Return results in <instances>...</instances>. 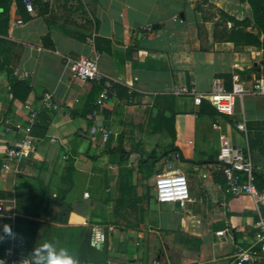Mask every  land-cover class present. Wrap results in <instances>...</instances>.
Instances as JSON below:
<instances>
[{"label": "crops", "instance_id": "0c3cea01", "mask_svg": "<svg viewBox=\"0 0 264 264\" xmlns=\"http://www.w3.org/2000/svg\"><path fill=\"white\" fill-rule=\"evenodd\" d=\"M222 1L33 0L25 23L12 5L1 63L29 91L13 96L6 75L0 73V235L5 224L16 233L15 239L0 241L4 264L6 252L27 260L45 241L69 249L80 264H229L236 247L253 243L262 208L247 196L225 192L215 157L219 134L250 155L247 128L264 122V96L236 100L231 115L215 110L218 114L210 116L200 113L189 97L172 95L181 86L206 95L213 81L223 84L226 79L231 89L234 65L246 84L264 77L262 37L260 48L213 39L219 15L207 14L206 7ZM228 2L240 7L236 0ZM233 11L236 15H229L236 18L250 16L249 10ZM247 31L256 32L252 22ZM46 35L52 47L43 44ZM95 54L100 56L99 70L112 83L101 106L96 104L101 86L73 80L66 67L68 58ZM46 94L52 106L40 109L28 156L9 160L6 150L24 136V105L40 108ZM256 100L261 101L258 110ZM113 109L127 116V143L133 152L123 159L120 152L109 153V138L98 132L99 127L109 129ZM134 114L142 117L136 125ZM240 123L245 133L236 130ZM117 124L121 130L123 125ZM171 144L193 164L181 165L177 154L170 153L152 172L157 176L172 163L187 180L190 200L156 202L151 208L152 199H143L139 158L150 152L160 157ZM126 172H132L131 179L125 178ZM199 174L197 195L193 179ZM128 186L135 188L138 202L120 206ZM93 227L105 235L99 247L91 244ZM221 231L224 235L216 236ZM257 264H264V255Z\"/></svg>", "mask_w": 264, "mask_h": 264}, {"label": "built area", "instance_id": "2783aa9c", "mask_svg": "<svg viewBox=\"0 0 264 264\" xmlns=\"http://www.w3.org/2000/svg\"><path fill=\"white\" fill-rule=\"evenodd\" d=\"M25 10L29 13L33 11V0H21ZM174 22L182 23L181 20L174 19ZM100 56L95 54L91 58H77L66 60V67L71 74V78L77 81H90L101 86L99 97L96 101L101 106L110 96L112 88L111 81L99 70L98 61ZM236 72L231 74V89L226 91L223 84L213 81L211 92L203 95L197 93L195 88L175 87L172 95L175 97H189L193 106L199 108L205 101L222 115H231L236 100H242L246 96H264V77L253 80L250 84L241 78L237 65L233 66ZM52 97L50 94L43 96L40 108H33L30 104L24 105L26 112V126L23 127V138L13 147L6 150L5 156L9 160L21 161L28 156L26 148L31 145V130L37 120L40 109L50 108ZM95 112L93 116H95ZM214 129L219 126L213 124ZM19 128V127H17ZM236 130L246 132L244 123L236 124ZM9 130L8 128L6 129ZM98 132L103 139L109 138L110 132L103 127L98 128ZM219 146L215 157L216 171L221 174L224 182L225 192L231 196H247L255 206L261 207L258 220L254 224L253 243L249 247H236L229 259V264H257L260 257L264 255V191L260 192L256 186L252 173V163L250 155L245 147L232 144L224 134L218 135ZM155 200L158 204L185 203L190 200V192L185 176L177 171H169L155 177L154 184ZM88 197V193H84ZM172 198H180L179 201H172ZM0 206V210H1ZM224 232H217L216 236H223ZM97 240L93 245L92 241ZM105 241V235L100 227L92 228L91 244L101 246ZM7 264H26V260L16 259L11 252L5 253ZM152 264H158L153 261Z\"/></svg>", "mask_w": 264, "mask_h": 264}, {"label": "trees", "instance_id": "16d2710c", "mask_svg": "<svg viewBox=\"0 0 264 264\" xmlns=\"http://www.w3.org/2000/svg\"><path fill=\"white\" fill-rule=\"evenodd\" d=\"M239 3L240 7H247L249 10L250 16L243 18H236L232 15H229L218 9L219 20L214 23L213 39L217 42H228L232 43L235 47H254L260 48L262 46V41L260 38L264 39V0H236ZM16 7V13L19 21L25 23L30 19V16L26 14V10L21 3V0H0V73H4L6 78L10 83V89L15 96L16 92L23 91L25 94L28 93L29 88L23 82L15 80L12 78V71L4 69L3 63H1V57L3 52L6 50L5 37L8 36V33L11 28L10 22V10L12 5ZM209 4V0H200V5ZM200 5L196 6V10H200ZM250 22H252V28L256 30L255 33L247 31V28L250 27ZM227 23L230 24V27L227 28ZM44 45L52 47L49 43V36H44L42 38ZM225 89H230V80L226 79L223 82ZM199 112L202 114H207L210 116L217 115L218 113L213 109L207 102H203L199 107ZM111 114L114 116V120L110 123L109 126V153L111 152H120L121 159L122 156H126L133 152L132 148L127 143L129 137L128 125H127V116L123 113L122 109H113ZM86 115V114H85ZM141 116L137 114L133 115V124H137L141 120ZM116 120V121H115ZM120 120V121H119ZM117 122H120L123 127L121 130L118 128ZM136 127V126H135ZM247 142L249 147V152L252 162V173L255 178V183L260 192L264 191V122L249 124L247 128ZM135 131L139 132V130ZM125 141V142H124ZM123 143V144H122ZM144 153V152H141ZM176 153L179 160H182L181 155H179L177 148L172 144L169 147H166L160 157H155L152 153H144L142 158H139V177L144 181L143 187V196H147L151 188L155 184V174L152 172L155 165H157L160 160H166L168 154ZM171 165V164H168ZM165 166L162 172H158L157 175L171 171L169 166ZM132 172H126L125 178L127 180L131 179ZM136 193L134 187H129L125 193L122 194V197L119 201L121 205H131L133 201L135 204L137 199H135ZM133 203V204H134ZM123 207V206H122Z\"/></svg>", "mask_w": 264, "mask_h": 264}, {"label": "clouds", "instance_id": "9594fccd", "mask_svg": "<svg viewBox=\"0 0 264 264\" xmlns=\"http://www.w3.org/2000/svg\"><path fill=\"white\" fill-rule=\"evenodd\" d=\"M16 233L13 232L10 225L3 226V235H0V241L5 239H15ZM93 245L97 240L92 241ZM0 264H4L0 260ZM26 264H80L79 258L65 247H60L58 242L45 241L39 247L33 248L29 254Z\"/></svg>", "mask_w": 264, "mask_h": 264}, {"label": "rangeland", "instance_id": "374dc122", "mask_svg": "<svg viewBox=\"0 0 264 264\" xmlns=\"http://www.w3.org/2000/svg\"><path fill=\"white\" fill-rule=\"evenodd\" d=\"M223 2V3H222ZM222 2H216L217 4H214L213 6H207L206 7V10H210L209 12H207V14H213L214 16L215 15H218V9L221 7V8H223V10H226V12H228L229 14H235L236 15V13L233 11V10H248L247 9V7L245 6V7H237V8H235V6H233V5H231L232 3L231 2H228V0H224V1H222ZM217 6H220V7H217ZM240 13V12H239ZM238 13V14H239ZM250 24H251V22H250ZM238 102V101H237ZM261 104V101H259V100H256V110H258V107H259V105ZM182 157V160H179V163L181 164V165H186V167H190V165L191 164H193L192 162V160H189L188 159V157L187 156H185V155H182L181 156ZM172 160H175L174 158H172ZM161 162L163 161V158L160 160ZM167 161V160H166ZM172 162V161H171ZM167 165L168 164H171V165H168L169 167H170V169L172 170V169H174V170H172V171H177V169L176 168H174V166L172 165V163H170L169 161L166 163ZM209 167H211V165L212 164H207ZM166 173H168V172H166ZM201 178H200V174L197 176V177H195L194 179H193V185H194V187H195V190H196V194L197 195H199V193L201 192V190H200V180ZM148 199V198H150V199H152V203L150 202V207L152 208L153 207V204L154 205H157V203H156V200H155V194H154V187L153 188H151L150 190H149V192H148V195L147 196H143V199ZM146 203V202H145ZM169 206V205H168ZM166 207H167V205H166Z\"/></svg>", "mask_w": 264, "mask_h": 264}]
</instances>
